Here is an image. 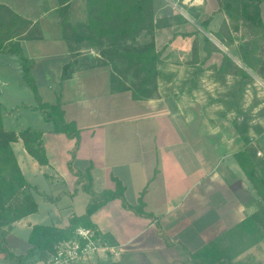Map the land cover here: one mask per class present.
I'll return each instance as SVG.
<instances>
[{
    "label": "crops",
    "instance_id": "obj_1",
    "mask_svg": "<svg viewBox=\"0 0 264 264\" xmlns=\"http://www.w3.org/2000/svg\"><path fill=\"white\" fill-rule=\"evenodd\" d=\"M70 1L71 19L76 14L81 19L87 18L86 0ZM59 2L0 0L39 22L41 38L22 39L20 45L32 63V75L42 101L60 103L66 120L74 121L80 130L73 168L83 172L89 169L92 187L97 192L115 189L113 178L120 179L126 186V198L133 205L138 204L144 192V210L154 216L136 213L125 207L120 198L109 201L90 220L100 234V242L115 246L116 251L92 253L79 264H196L204 259L215 264L222 260L226 264L249 261L264 264V238L232 256L248 242V236L222 237L233 227L248 223L247 217L264 205L235 157L243 147L241 140L235 136L234 140L230 136L210 139V132L215 128L196 124L194 116H187L179 104L174 105L177 95L135 99L131 90L122 89L126 84L122 77L115 79L118 86L114 88L113 64L98 48L83 47L78 51L82 54L77 55L69 47L60 15L54 9ZM163 29L157 33L164 32ZM66 64H71L70 75L62 79ZM0 68L9 69L5 80L0 76L5 127L42 132L49 161L48 165H41L20 140L12 144L20 168L26 179L38 188L35 199L45 197L47 192L28 179V172L42 175L50 185H59L60 191L69 195L64 219L54 217V225L65 227L69 224V221L65 223V217L82 215L91 199L90 194L76 185V175L69 166L75 139L54 130L42 111L35 108L36 99L21 104L12 102L22 96L23 83L19 86L17 82L23 79L22 82L28 83L18 54L0 52ZM22 109L41 112V125L20 120ZM81 192L86 195L78 202L76 198ZM38 205V212L15 222L8 233L10 251L23 254L25 262L30 253L31 228L42 224L30 219L39 213ZM78 205L79 213L76 212ZM253 223H258L255 229L263 230L264 215ZM222 249H228L229 254L223 255ZM38 263L40 260L33 264ZM0 264L19 262L0 252Z\"/></svg>",
    "mask_w": 264,
    "mask_h": 264
},
{
    "label": "trees",
    "instance_id": "obj_2",
    "mask_svg": "<svg viewBox=\"0 0 264 264\" xmlns=\"http://www.w3.org/2000/svg\"><path fill=\"white\" fill-rule=\"evenodd\" d=\"M67 1L69 0H60L54 9L61 17L63 36L69 47L75 50L77 55L84 46L95 47L112 64L116 65L118 61L125 62L127 64L125 71L133 70L132 77L136 81L131 85H123L122 89L131 90L135 99L156 97L159 81L166 77L159 67L162 61V49L157 48L154 33L172 18L177 19L179 23L187 22L185 16L181 13L168 15L170 12L174 13L171 7L163 11L161 15L156 4L157 0H86L87 20L74 24L68 12L70 2L65 3ZM217 2V9L200 24L205 31L213 33L221 44L228 47L241 62L234 60L206 34L203 35V48L207 53L205 59L208 60L215 53L221 54L220 63H214L211 67L218 80L220 78L224 85H227V91L223 94L224 99H221L226 108L222 116L227 115L229 111L237 113L239 121H236L235 125L244 143L243 147L235 153V157L264 201V158L257 156V149L247 136L246 118L240 121V117H244L242 102L247 96L248 87L256 83V76L264 81V19L261 8L264 0H217ZM217 14L222 15L219 27L214 24ZM195 32L199 34L200 30L196 29ZM143 33L151 35V41L137 44ZM34 38H41L39 22L0 3V52H11L20 56L24 77L35 94L37 101L35 108L42 111L45 119L53 124L56 132L75 139L69 166L77 176V185H81L80 188L91 195L85 212L82 215L71 216L67 226L48 224L32 226L28 237L30 253L36 255L37 261H44L55 251L58 243L74 239L79 226L91 227L99 237L100 234L90 217L115 198H120L125 207L140 215L152 218L154 216L144 210V192L141 193L138 204L133 205L128 202L125 196L126 186L120 179L113 178L116 182L115 189L97 192L92 187L89 169L83 172L73 168V161L79 147L80 130L74 121L66 120L60 103L50 104L42 101L32 75V63L20 45L22 39ZM236 41H240L237 46L234 45ZM195 53L197 57V45H195ZM70 66L71 64L64 66L62 79L69 77ZM121 77L122 75L114 71L112 79L114 88L118 86V84L115 85L117 83L115 79L121 80ZM20 140L26 151L41 165L49 164L42 132L31 128L21 131L7 129L3 122L0 102V252L5 253L6 257L15 258L19 264H33L26 263L23 254L16 255L10 251L8 243V233L13 224L39 210L34 196L38 188L24 176L12 145ZM44 196L48 200L55 199L51 195ZM261 215H264V205L247 217L248 223L237 225L222 235V237L233 238L239 235L248 236V242L244 243L232 256H236L264 238V228L258 231L255 229L258 223H253ZM222 250L223 255L229 254L228 249ZM196 264L215 263L213 261L209 263L204 259L198 260ZM217 264H226V261L222 260ZM237 264L255 263L249 261Z\"/></svg>",
    "mask_w": 264,
    "mask_h": 264
},
{
    "label": "rangeland",
    "instance_id": "obj_3",
    "mask_svg": "<svg viewBox=\"0 0 264 264\" xmlns=\"http://www.w3.org/2000/svg\"><path fill=\"white\" fill-rule=\"evenodd\" d=\"M68 2H70L68 12L70 13V16H72V4L70 0L67 1V3ZM217 3V0H202L200 3L196 0L156 1L161 15L163 11L168 9V7H171L174 10V13L170 12L168 15L173 16L176 13H181L184 16L186 15L185 18L187 19V22L179 23L177 19L172 18V20L166 21L165 23L167 24H164L163 27L156 29L154 33L156 46L159 50L162 49V61L159 67L162 69V72L166 77L165 79L159 81V90L161 91H158L156 96H160V94L166 96H169L170 94L177 95V104L174 105H180L187 116H194V122L196 124H205L206 126L209 124L212 128H215L214 132H210V139L214 138L216 140H220L225 136H230V138L234 140L233 137L235 136L238 141L241 140V143H244V139L238 133L235 125V122L239 121L237 120V113L235 111H229L227 115L222 116V113L226 110V108L221 102V99H224L223 94L227 91V85L225 86L220 78L218 80L211 67L214 63H220L221 54L215 53L208 60L205 59L207 53L203 48L204 34L208 35L221 49L231 55L234 60L238 63L241 62L228 47L221 44L213 33L205 31L200 24L202 20L207 19L217 9ZM261 8L264 19V2L261 4ZM221 18L222 15H216L214 24H217V27L220 25ZM82 20H87V18L83 17V19H81L76 14L74 15L72 23L75 24ZM160 29H163L164 32H159L158 34L157 31ZM196 29L200 30L199 34L195 32ZM149 41H151V35L141 34L138 40L139 43L137 44H145ZM239 43L240 41H236L234 45L237 46ZM195 45H197L198 50L197 57L195 56ZM81 54L82 52L78 53V55ZM97 59H99V57H97ZM126 67L127 64L122 61H118L116 65L113 64V70L118 72L119 75H122L123 82L127 85H131L136 81V79L132 77L134 71L130 70L129 72H126ZM7 71H9L8 68H0V76H2V80H5L4 77L8 75L6 74ZM229 79L232 80V78ZM22 81L23 79L21 82H17V85L19 86L23 83V88L20 90V95H22L20 98L21 100L19 99L16 101V99H14L15 101L13 100L12 102H20V104L21 102H34L35 94L32 88L28 86V83ZM115 85H117V83ZM176 91L180 94L176 93ZM242 108L244 117L241 116L240 121L242 122L244 118H246L248 126V133L246 132L247 136L251 140V144L257 149V156L264 158V81L259 77L256 76V83L248 87L247 96L242 102ZM19 114L21 115L20 120L32 122L37 126L41 125V112L22 109ZM7 126H11L9 122L7 123ZM258 152L261 153L259 154ZM27 177L32 183H38L41 185L47 194H50L52 197H59L54 200H48L45 197H37L36 200H38V203L40 204V211L30 219L37 220L39 223L48 225L56 224L54 221L55 216L63 220L64 215L66 214L64 211L65 205L70 202L69 195L65 192H61L59 185H50V183L42 175L34 176L28 172ZM74 179H77V177L75 176ZM70 185H72V181H70ZM78 186L81 187L79 184ZM71 187L69 186L70 190ZM96 188L98 189L99 187ZM82 195L86 194L82 192L79 193L76 198L78 199V202H81V199L85 197ZM80 210L81 209L78 205L76 212L79 213L81 212ZM68 221V217H65V223ZM25 233L26 231L21 234L23 235ZM27 246L28 245H26V247ZM112 247L114 250L111 251H116V247ZM21 249L24 253V247ZM30 254H28V257L26 258V263H35L36 257H29Z\"/></svg>",
    "mask_w": 264,
    "mask_h": 264
},
{
    "label": "built area",
    "instance_id": "obj_4",
    "mask_svg": "<svg viewBox=\"0 0 264 264\" xmlns=\"http://www.w3.org/2000/svg\"><path fill=\"white\" fill-rule=\"evenodd\" d=\"M75 234L74 239L58 243L55 251L40 264H79L92 253L114 250L112 246L101 243L100 236L91 227L79 226Z\"/></svg>",
    "mask_w": 264,
    "mask_h": 264
}]
</instances>
